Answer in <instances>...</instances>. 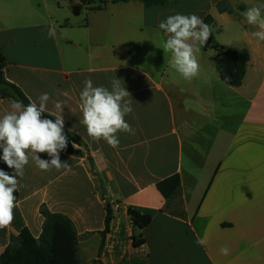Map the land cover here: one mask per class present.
I'll list each match as a JSON object with an SVG mask.
<instances>
[{
    "label": "crops",
    "instance_id": "1",
    "mask_svg": "<svg viewBox=\"0 0 264 264\" xmlns=\"http://www.w3.org/2000/svg\"><path fill=\"white\" fill-rule=\"evenodd\" d=\"M248 1L167 0L145 7L139 1L102 0L98 9L97 0L90 5L81 0H0L5 79L30 103L38 104V97L48 93L46 114L62 101L64 129L87 148L60 153L70 171H42L29 159L24 176L18 177L14 220L0 228V253L11 233L23 228L38 238L43 223L39 208L45 205L72 221L79 264H264V41L243 33L237 49L247 50L249 61L242 84L230 87L214 71L217 58L212 64L201 51L206 44L197 53L199 75L185 80L170 66L171 53L162 49L167 34L159 28L178 13L196 14L204 23H230L233 11ZM51 25L55 39L47 35ZM207 75L236 104L223 114L220 128L191 118L193 105L203 106L206 86L212 92ZM114 77L130 93L133 111L125 119L135 130L119 133L117 148L93 141L80 123L84 81L110 90ZM208 106L215 108L214 103ZM10 110L9 100H0V117ZM203 131L210 141L199 138ZM219 134L225 137L221 152L212 157L215 165L201 187L194 173L184 169L185 141H192L193 157L207 158ZM39 155L50 160L46 153ZM174 174H179L181 188L167 203L155 186ZM106 204L113 216L100 251ZM128 209L149 215L150 224L135 232ZM133 234H141L144 243L133 247ZM224 246L228 255L220 252Z\"/></svg>",
    "mask_w": 264,
    "mask_h": 264
},
{
    "label": "clouds",
    "instance_id": "2",
    "mask_svg": "<svg viewBox=\"0 0 264 264\" xmlns=\"http://www.w3.org/2000/svg\"><path fill=\"white\" fill-rule=\"evenodd\" d=\"M264 4L253 6L243 12V23L257 26L259 30L252 36L264 41ZM159 28L167 34L162 49L171 53L170 66L185 80L191 81L199 75L200 64L197 53L199 46H204L212 34L211 27L204 23L196 14H175L168 16L159 23ZM49 38L57 37L55 25L48 28ZM130 93L115 77L111 81V89L104 86H94L91 79L84 81L80 93V110L83 119L80 121L86 127L87 135L93 141H106L112 148L120 144L118 134L121 132L135 134V130L126 121L125 117L133 111ZM50 96L43 93L38 97L39 103L10 101L11 110L0 117V159L13 173L9 174L0 169V228H7L14 220L16 195L20 184L18 177L24 176L25 166L29 159L42 171H70L72 166L67 161H61L60 153L68 147V138L65 134V122L61 113L64 103L56 101L55 111L49 116L55 120L44 118L47 111V102ZM59 113V114H58ZM71 131V129L69 130ZM75 148V145L73 144ZM46 153L49 159H43L39 154ZM197 243L203 245L204 240ZM229 248L220 249L221 254L228 255Z\"/></svg>",
    "mask_w": 264,
    "mask_h": 264
},
{
    "label": "trees",
    "instance_id": "3",
    "mask_svg": "<svg viewBox=\"0 0 264 264\" xmlns=\"http://www.w3.org/2000/svg\"><path fill=\"white\" fill-rule=\"evenodd\" d=\"M119 2L139 1L145 7L164 5L167 0H113ZM84 4H92L94 0H81ZM97 8H102V0H97ZM217 63L215 71L220 81L230 87H239L245 76L246 65L249 61V53L245 49L222 48L214 46ZM5 62L0 51V100H18L24 105L30 103L23 92L14 84L8 82L4 76ZM44 118L55 120V117L44 113ZM68 147L62 151L64 154H75L76 147H81L87 151L83 141L76 135L67 132ZM75 145V148L73 147ZM2 157V149H0ZM0 169L12 174L11 169L0 159ZM156 189L162 198L168 203L175 197L180 188L181 180L179 174H174L156 183ZM18 201V191L15 193ZM39 214L43 218L41 233L38 238H34L27 228H23L18 234L11 233L9 244L0 253V264H79L77 254V233L72 221L66 216L50 212L45 205L39 208ZM133 230L141 231L146 228L151 217L141 214L136 210L128 209ZM112 210L109 204L105 205L104 230L101 233L103 241L109 231L112 220ZM133 247H138L144 243L141 234L132 235Z\"/></svg>",
    "mask_w": 264,
    "mask_h": 264
},
{
    "label": "rangeland",
    "instance_id": "4",
    "mask_svg": "<svg viewBox=\"0 0 264 264\" xmlns=\"http://www.w3.org/2000/svg\"><path fill=\"white\" fill-rule=\"evenodd\" d=\"M245 4V2L243 3ZM260 4H264L261 0H251L248 1L244 6H241L240 9H235L233 11L234 18L230 23H226L224 21H214L213 23L207 22L211 29L212 34L209 37V40L206 42L208 47L202 48L201 51L207 52L208 61L214 64L216 59V53L213 49L214 46L226 48H238L241 44V39L244 37L243 33L252 34L257 26L254 25H247L243 23L242 13L247 11L248 8L253 6H260ZM262 15H264V10H262ZM215 71V70H214ZM207 83H209L212 92H210L206 86L201 97L203 98V106L199 103H195L194 111H196L195 115L191 116L194 122L200 121H207L212 126L216 128H220V119L226 111H234L232 108L236 106L232 98L227 96L222 90L220 89L219 84L215 81L216 79L212 76L207 75ZM224 86L223 84H220ZM202 87L201 82H198L196 88L200 89ZM213 100V101H212ZM214 103L215 108L214 110L208 109V104ZM202 107H205L207 110H202ZM198 122V123H199ZM200 124V123H199ZM205 141H210L209 135H204V131L201 132V137ZM225 137L223 138L222 135H218V141L213 143L211 156L207 158L202 157H193L191 146L192 141L187 140L184 144V156H183V166L187 173H194L195 178L199 181V185L203 187L208 178L210 170L213 168V156L219 155L221 152V147L223 145ZM203 140V141H204ZM205 144V143H204ZM207 144V143H206ZM198 153L200 156H204L203 149H199ZM176 211V210H175Z\"/></svg>",
    "mask_w": 264,
    "mask_h": 264
},
{
    "label": "water",
    "instance_id": "5",
    "mask_svg": "<svg viewBox=\"0 0 264 264\" xmlns=\"http://www.w3.org/2000/svg\"><path fill=\"white\" fill-rule=\"evenodd\" d=\"M12 101V100H9V102Z\"/></svg>",
    "mask_w": 264,
    "mask_h": 264
}]
</instances>
